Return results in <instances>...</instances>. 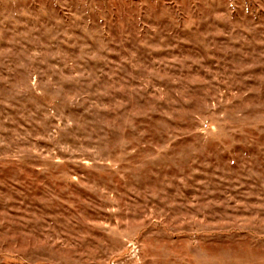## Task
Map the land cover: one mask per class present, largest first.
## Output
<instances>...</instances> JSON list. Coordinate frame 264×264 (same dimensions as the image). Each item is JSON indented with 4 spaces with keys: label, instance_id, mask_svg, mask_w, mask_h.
<instances>
[{
    "label": "rangeland",
    "instance_id": "1",
    "mask_svg": "<svg viewBox=\"0 0 264 264\" xmlns=\"http://www.w3.org/2000/svg\"><path fill=\"white\" fill-rule=\"evenodd\" d=\"M0 264H264V0H0Z\"/></svg>",
    "mask_w": 264,
    "mask_h": 264
}]
</instances>
